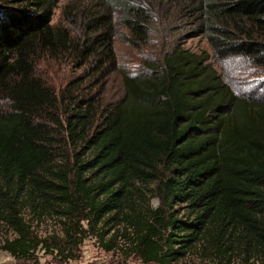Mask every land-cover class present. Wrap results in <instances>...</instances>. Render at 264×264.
<instances>
[{
	"label": "trees",
	"instance_id": "obj_1",
	"mask_svg": "<svg viewBox=\"0 0 264 264\" xmlns=\"http://www.w3.org/2000/svg\"><path fill=\"white\" fill-rule=\"evenodd\" d=\"M152 1L212 58L174 47L143 74L121 66L115 24L143 40ZM58 4L0 0V229L13 234L0 250L69 261L94 235L142 264H264V98L218 72L230 58L264 70V0H86L75 39L52 22ZM39 54L82 73L53 91L35 75ZM109 74L122 91L105 103L94 88ZM51 219L59 238L34 233Z\"/></svg>",
	"mask_w": 264,
	"mask_h": 264
},
{
	"label": "rangeland",
	"instance_id": "obj_2",
	"mask_svg": "<svg viewBox=\"0 0 264 264\" xmlns=\"http://www.w3.org/2000/svg\"><path fill=\"white\" fill-rule=\"evenodd\" d=\"M141 2L143 0H134ZM86 0H59V4L53 12V23H59L71 33L73 38H80L82 32H78L79 14ZM147 19L149 20L148 33L143 40L133 41L128 38L125 29L115 24L117 37L114 48L118 63L133 74L145 73L144 66L147 62L160 63L163 56L174 47H183L195 53H205L212 58V51L203 37H192L193 28L186 20L171 19L166 12L169 8L164 3L152 1V6L143 4ZM172 11V10H171ZM115 17L117 11H115ZM164 17V18H162ZM124 38L125 43L120 41ZM33 66L37 75L53 91L59 92L82 73V69L71 64L72 60L68 55L58 54L47 56L39 54L34 57ZM218 72L223 80L238 94L254 96V98H264V70L252 66L248 61L241 58H230L218 66ZM104 85L102 101L110 103L116 101L121 95L122 84L118 77L113 74L103 76L101 82L94 88L100 90ZM148 205L152 208L158 205L155 197L148 200ZM86 229V225L83 226ZM35 234L45 237L54 233L58 238L61 234V227L58 220H47L39 225L33 226ZM111 234V233H110ZM110 234L104 239L108 241ZM11 231L0 229V246L4 239H12ZM57 239V238H56ZM121 239L116 242V247L111 251H106L98 243L97 238L91 235L85 238L77 251L76 259L63 261L59 259V254L39 251L33 260L14 259L7 252L0 250V264H142L136 256L125 258L121 252ZM176 264H210L201 262L195 257H189ZM257 264V263H255Z\"/></svg>",
	"mask_w": 264,
	"mask_h": 264
}]
</instances>
